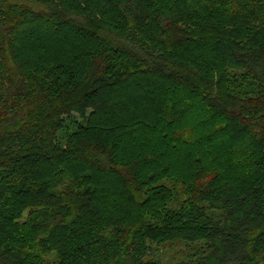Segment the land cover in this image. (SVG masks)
Returning a JSON list of instances; mask_svg holds the SVG:
<instances>
[{"label": "trees", "instance_id": "obj_1", "mask_svg": "<svg viewBox=\"0 0 264 264\" xmlns=\"http://www.w3.org/2000/svg\"><path fill=\"white\" fill-rule=\"evenodd\" d=\"M0 264H264V0H0Z\"/></svg>", "mask_w": 264, "mask_h": 264}, {"label": "rangeland", "instance_id": "obj_2", "mask_svg": "<svg viewBox=\"0 0 264 264\" xmlns=\"http://www.w3.org/2000/svg\"><path fill=\"white\" fill-rule=\"evenodd\" d=\"M68 119V117H66ZM69 120L76 121L79 124H82L84 121L79 117L78 114L74 113ZM73 127V126H72ZM188 247L185 244L182 243H176L174 245L167 246L164 249H160V258H163L165 262H176L181 261L186 255L184 254L188 252Z\"/></svg>", "mask_w": 264, "mask_h": 264}]
</instances>
